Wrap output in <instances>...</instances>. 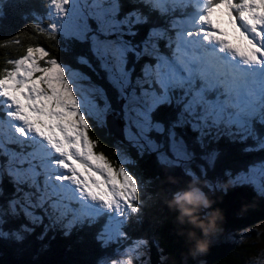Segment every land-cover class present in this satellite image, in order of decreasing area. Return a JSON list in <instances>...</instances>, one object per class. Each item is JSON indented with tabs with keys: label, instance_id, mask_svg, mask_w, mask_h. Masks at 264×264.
I'll return each mask as SVG.
<instances>
[{
	"label": "snow or ice",
	"instance_id": "obj_1",
	"mask_svg": "<svg viewBox=\"0 0 264 264\" xmlns=\"http://www.w3.org/2000/svg\"><path fill=\"white\" fill-rule=\"evenodd\" d=\"M128 2L132 7L125 12L121 0H48L46 11L39 18L35 11L29 15L34 20L38 18L32 26L34 33L51 37L60 32L89 43L107 82L116 90L117 99L126 102V132L138 146L158 148L147 133L162 132L165 126L153 120L152 113L163 104L175 102L180 106L179 117L168 127L171 159L196 158L174 131L185 124L200 133L198 142L203 150L199 156L203 162L201 176L190 168L184 169L186 175L198 180L215 167L219 150L209 148L204 140L212 129L232 138L238 135L242 141L252 139L254 146L245 151L264 150V134L253 124L256 121L264 126V0ZM191 5L196 9L187 19L170 21L171 28H179L174 39L156 24L149 27L142 40L126 39L139 35V26L149 24L152 13L163 17ZM2 8L0 0V20L5 15ZM45 16L47 25L41 23ZM159 39H166L169 48L175 44L171 55L161 52ZM20 44L19 35L0 40V48ZM129 54L134 57L131 68ZM145 56L149 59L141 66L140 75L133 77L135 63ZM77 60L91 66L82 55ZM6 63L11 67L0 70V111L7 117L11 135L5 133V120L0 119V174H7L14 185L35 189V193L24 195V214L35 222L39 217L29 211V206L47 205L59 214L57 218L72 213L70 224L110 214L106 216L109 226L97 239L107 245L115 237H126L121 226L141 211V181L123 162L114 166L102 154H96L95 143L87 134L91 128L89 106L103 112L111 108L106 92L100 86L78 85L74 75L90 78L51 58L39 44H29L23 55L7 59ZM96 92L104 102L103 109L90 95ZM133 127L136 132L131 131ZM22 140L31 143L24 145ZM10 144L30 150L17 151ZM159 155L165 163L169 162V155ZM224 175L233 186H252L264 196V161L253 163L238 174L226 170ZM206 186L227 191L219 188V181ZM185 196L201 200L204 192L196 187L187 193H176L179 201ZM18 204L19 200H12L7 211L0 210V226L7 223L5 217L9 213L17 215ZM21 231L29 229L21 226L20 230L5 231L0 227V238L20 240ZM147 245L145 239L133 241L123 253H118L127 258L113 259L110 264H133V258L139 259ZM100 264H109V260L102 259Z\"/></svg>",
	"mask_w": 264,
	"mask_h": 264
},
{
	"label": "trees",
	"instance_id": "obj_2",
	"mask_svg": "<svg viewBox=\"0 0 264 264\" xmlns=\"http://www.w3.org/2000/svg\"><path fill=\"white\" fill-rule=\"evenodd\" d=\"M121 3L125 12L132 7L128 0H121ZM47 4L48 0H3L2 11L5 15L0 20L3 25L0 40L19 35L21 44L0 48V70L10 68L11 65L6 60L23 55L26 46L39 44L45 47L51 58L90 78L87 80L95 86H100L106 92L110 109L120 117L122 108L117 92L107 82L103 70L92 55L89 43L33 32L32 26L38 22L39 15L46 11ZM186 9L191 12L189 7ZM179 10L181 9L163 17L152 13L150 23L139 26V35L126 39L134 42L142 40L152 24L165 28L171 36L176 28L169 27V24L172 18L180 15L177 14ZM32 11L38 14L37 20L29 15ZM41 23L46 25L44 19ZM157 43L165 55H169L173 49L166 46V39H159ZM81 55L91 66L78 62L77 57ZM128 59V66L131 68L134 57L129 54ZM144 62L145 59L142 58L135 63L133 77L140 75ZM180 110L174 102L163 104L152 113V118L164 124L163 132L166 134L169 124L179 117ZM253 124L257 131L264 134V126L256 121ZM90 125L87 134L95 143L94 151L114 164V146L120 142L106 132L102 123L92 121ZM174 131L195 153L196 158L191 160L189 168L198 177L201 176L200 167L203 162L199 156L203 150L198 142L199 135L189 124L177 127ZM215 132L206 134L204 140L209 148L219 150L220 155L215 167L208 169L206 177L198 180L186 175L184 168L179 165L159 162L152 151H138L137 147L129 145L127 141L120 143L126 146L130 157V162L125 165L126 169L141 181L143 202L141 211L132 214L127 223L121 226V230L126 233V242L137 239L148 241L146 249L149 264H242L243 250H247L244 244L213 241L205 235L204 228L208 227V232L215 229H235L264 221V198L248 185L233 186L224 175L226 170L237 174L253 163L264 161V150L245 151L246 147L254 146L252 139L242 141L238 135L232 138ZM161 133L151 131L149 137L166 150L167 137ZM217 181L219 188L227 191L211 190L206 186L209 182ZM9 184L5 182L0 194L4 211L8 210L4 204L13 198V189ZM196 187L204 192L203 199L177 202V192L187 193ZM35 213L41 216V222L34 225L24 220L22 215L13 216L9 213L5 217L8 231L20 230L21 226H26L29 231H21L23 238L20 240L11 236L7 239L0 238V264H97L101 259L113 256L116 243L109 242L105 245L97 239L104 226L105 216L89 218L83 223H71L68 227L49 211L47 215H43L41 209H36ZM64 217L69 218L70 215ZM259 236L264 243V228L260 230ZM201 242L206 244L204 250L198 247Z\"/></svg>",
	"mask_w": 264,
	"mask_h": 264
},
{
	"label": "rangeland",
	"instance_id": "obj_3",
	"mask_svg": "<svg viewBox=\"0 0 264 264\" xmlns=\"http://www.w3.org/2000/svg\"><path fill=\"white\" fill-rule=\"evenodd\" d=\"M189 8H190L191 12H193L196 9V6L195 5H191ZM187 11H188L187 9L186 10H179L177 12V14L178 15L180 14V15L179 16H175L172 19H177V20L187 19L188 15L191 13V12H187ZM44 20L46 21V25H47L49 23V20H48V18L46 16L44 17ZM169 27H170V24H169ZM177 31H179V28H176L175 32L173 34H171V37H173V39L175 38V35H176ZM52 34L53 35H57V36H61L63 38H71V37L63 36V34L60 33V32H56V33H52ZM166 44H167V41H166ZM172 47H173V49L171 50L169 55H171L172 51L175 49V44L174 43H173ZM92 55L94 57L93 53H92ZM143 58L145 59V61H147L149 59L147 56H145ZM95 60H96V58H95ZM97 63H98V61H97ZM98 66L100 67L99 63H98ZM73 72L79 73V72H77L75 70H73ZM103 72H104L105 78H106V73H105L104 70H103ZM72 78L78 85H84L86 87L95 86L94 84L90 83L87 79H81L80 76H75L74 75ZM178 94L179 93H177V95ZM90 95L93 96V98L96 99V101H97V103L99 105V108L103 109L104 102H103V100H101L99 98L100 97V93L99 92L90 93ZM119 101H120V107L122 108L121 116L119 118H121L123 123H124L123 124V134H124V138H125L124 140L127 141L129 143V145L137 147L138 151L146 150V151L154 152L156 154L157 160L159 162H161V163H165V162L162 160V158L160 157L159 153L160 152H164L167 155H169V162L165 163V164L179 165V166L183 167L184 169L185 168H189L191 161H176V160H172L171 159V153L168 150V146H169L168 132L165 134L162 131V133L165 134V136L167 137V148H166V150H164V148H162L161 144H157V145H159V147L156 148L155 150H152L148 146H145V147L138 146L130 138V134L126 132V127L128 125V121L126 120L125 115H124V104L126 102L122 101V100H119ZM181 110H180V112H181ZM87 111L91 112V115L88 116V122L89 123L93 121V122H95L97 124H100V123L103 124L104 117H106L108 115H114V116L118 117V113L116 111H112L111 109L108 110L107 112H103V111H98V109H93L91 106H89ZM0 119L5 120V125H4L5 133L8 134V135H11V130L8 128L7 123H6L7 117L4 115V113L2 111H0ZM189 126L191 127V129H193L191 124H189ZM233 130L235 131V129H233ZM131 131L132 132H136L137 130L133 127ZM152 131H155V130H152ZM214 131H216V130L212 129L208 133L209 134L210 133L213 134ZM155 132H157V131H155ZM196 132H197L198 135H200V133L198 131H196ZM149 133H147L148 138H150L149 137ZM157 133H161V132H157ZM30 143H31V141H23L22 140V144H24V145H27V144H30ZM143 143H144L143 141H140V144H143ZM9 147L14 148L17 151H21V150L28 151V150H30L27 147H24L22 149L21 146L17 145V144H10ZM126 149H127L126 146L123 145V144H120V143H118V144H116L114 146V154H115V163L113 164L114 166H117L119 164V162H123V166L126 168L125 165L130 162V157H129ZM93 151H94V149H93ZM95 153L99 155V153H97V152H95ZM0 160H3V157H0ZM247 168H246V170H247ZM241 172H243V171H241ZM5 182L10 183L9 186L13 189V192H12L13 198H10L9 201H12V200H19L20 201V204L17 205V214L18 215H22L24 220L28 221V223L34 225L36 223L39 224L41 222V216L38 213H35L36 209H41L44 212L43 215H47V211H49L52 214H54L56 218L58 217L59 214L58 213H53L52 210L47 205H44V207H31V206H29V211H31L34 216L39 217L38 220L33 222V220L30 217H28V216H26L24 214V212H23V210L21 208V205H24L26 203L25 199H24L25 193L26 192L35 193V189H30V188H28L27 185H14L12 180H11V178L7 174H0V194L2 193V188H3L4 184H5ZM250 187L252 188V190H254V188L252 186H250ZM17 188H19L20 190L17 191ZM254 191L258 194V192L256 190H254ZM258 195H260V194H258ZM260 196H262V195H260ZM262 197L264 198V196H262ZM31 199H32L33 203H35L36 202V195H33L31 197ZM8 202H6L4 204V205H6L7 209H8ZM2 205L3 204L0 203V210H2V209L4 210ZM73 206L74 207H78V205H76V204H74ZM68 215H70L69 218L63 217V218H58V219L61 221V223L63 225H66V226L69 227L70 223L68 221L72 220V213H68ZM107 215H110V214H106L105 215V223H104V226H103L101 232L104 230V228L106 226H109L108 225V221L106 219ZM0 227H2L5 231L6 230L8 231V227L5 224L0 226ZM263 228H264V221H261V222L254 223V224H251V225L238 227V228H235V229L224 228V229L211 230V231H209L207 233V236L210 239H212L213 241H228V242L233 241L235 244H244L246 246L247 250H243V253H242V264H264V243L261 241L260 236H259V232ZM133 241H135V240H131L129 242H126V241H124V237H115L114 239H112L110 241V242H115L116 243V249H115V251L113 253V256L112 257H108V258H104V259L109 260V264H110V261L113 260V259H115V260L126 259L127 257H125L123 255H118V253H123V251L125 249L129 248L132 245ZM100 261L97 264H100ZM133 264H149V257H148V253H147V249L146 248L142 250V254L140 255L139 259L133 258Z\"/></svg>",
	"mask_w": 264,
	"mask_h": 264
},
{
	"label": "water",
	"instance_id": "obj_4",
	"mask_svg": "<svg viewBox=\"0 0 264 264\" xmlns=\"http://www.w3.org/2000/svg\"><path fill=\"white\" fill-rule=\"evenodd\" d=\"M123 124L124 123L122 119L114 115H108L103 119V126L106 132L120 143L125 141L123 134Z\"/></svg>",
	"mask_w": 264,
	"mask_h": 264
},
{
	"label": "clouds",
	"instance_id": "obj_5",
	"mask_svg": "<svg viewBox=\"0 0 264 264\" xmlns=\"http://www.w3.org/2000/svg\"><path fill=\"white\" fill-rule=\"evenodd\" d=\"M184 200H187L189 202L191 201L187 196H185ZM177 202H179V200H177ZM205 203H207V201H205ZM213 223H214V221H213ZM208 230H209L208 227L204 228L205 235H207ZM198 247H199L200 250H204V248L206 247V244L204 242H201V243L198 244Z\"/></svg>",
	"mask_w": 264,
	"mask_h": 264
}]
</instances>
